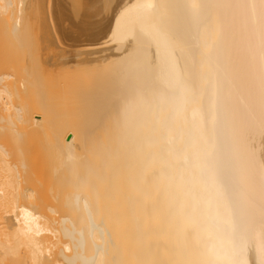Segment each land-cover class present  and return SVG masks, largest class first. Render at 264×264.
Masks as SVG:
<instances>
[{
	"label": "bare ground",
	"instance_id": "bare-ground-1",
	"mask_svg": "<svg viewBox=\"0 0 264 264\" xmlns=\"http://www.w3.org/2000/svg\"><path fill=\"white\" fill-rule=\"evenodd\" d=\"M78 2L0 0L19 43L38 8L100 50L82 104L0 71V264H264V0Z\"/></svg>",
	"mask_w": 264,
	"mask_h": 264
},
{
	"label": "rangeland",
	"instance_id": "rangeland-1",
	"mask_svg": "<svg viewBox=\"0 0 264 264\" xmlns=\"http://www.w3.org/2000/svg\"><path fill=\"white\" fill-rule=\"evenodd\" d=\"M76 1H79L80 3L81 2H83V3H85V1H83V0H75V4H76ZM91 1V0H90ZM79 2L77 3V6L75 5V7H78V9H76V10H78V11H82L81 10V8L79 7V5H81V6H84V4L83 3H81V4H79ZM91 4H92V2H90ZM83 4V5H82ZM87 6L86 7H88L89 5H91V4H89V2H88V4L87 3H85ZM92 6V5H91ZM79 8H80V10H79ZM90 8H93V6L92 7H89V8H86V9H84V8H82V9H84V14H86L85 13V11H87L88 9H90ZM38 9V8H37ZM37 9L36 8H34V10H33V8H29V9H27L26 10V14L27 15H29V17H26V18H28L30 21H32V23H33V20L35 21V20H37V21H35L34 23H33V25H32V23L30 22V21H26V24L28 23V22H30L31 24H29V25H26L27 27H26V29H28V28H30V25H32L31 27H32V30H31V32H32V34H35L36 33V35L37 36H33L34 38V40L33 39H31L32 40V43L30 42L31 40L29 39L30 37L32 38V36L31 35H29V31L28 30H25L24 32L26 33V35L28 34V38L26 37V35L24 34V32H23V39H22V37H21V39H20V41L22 42H20L21 43V45H20V43H19V41L16 39V37L13 35V37H12V34L11 33H9V31H8V28H7V26L4 24V23H2L1 21H0V34H4V36H2V35H0V37H4V38H0L1 40H2V42H0V45H2V49L0 50L1 52H0V61H2V58L3 57H1V56H4V58H3V60L5 61V63H2L1 65H2V67H1V65H0V67H1V69H0V71L2 72H8V73H12V71L14 72V76H12L13 75V73H12V75L9 77V78H11L10 79V82H14L15 84H16V82H17V84L20 82V80L22 79V75L21 74H23V73H25V75H24V77L25 76H27L30 72H32L33 73V75H31V74H29L28 76H27V78L28 79H30L31 78V82H34V90L32 89V87L31 88H29L30 90L28 91L29 93H27L26 95H25V97L27 96V97H29V98H27V99H29L27 102H29L30 104H32V106H33V104H35V101H33V96H35V99L34 100H40V99H44V98H41V97H44V95L45 94H47L48 92L50 93V91L52 90V93L55 95L56 94V96H55V100L56 101H58V102H60L61 103V101H63L64 102V104L63 105H65V106H68V103L70 102V101H72V98L77 94V92H79L78 91V89H77V87L79 86V85H81V83H82V81H80V80H82L83 79V77L85 78V79H88V80H84V82L83 83H85V82H87V86H88V82H89V80H90V78H91V76L93 77V75L94 74H92V73H94V68H95V71H96V67H98V66H96L97 64H95L94 62L92 63V61L89 59V58H92V57H94V55L92 54V51H94V52H96L97 51V49L99 50V48L97 47V49L95 50L94 48H93V46H95V42H94V39H92L93 37H91L90 38V36L92 35H90L89 33H88V35H87V37H86V34H87V32H86V34H83L82 33V38H83V36H84V40L83 39H80L81 38V36H80V33H78L79 32V30H78V32H76L75 31V27H74V29H73V27L72 26H74V25H71V27H72V30H74V31H72L71 33H70V35L72 34V33H74V32H76V33H78L79 34V36H80V38H77V37H73V40H72V37H67V41H69L70 40V42L72 41L73 43H75V42H77L76 43V45L77 46H72V47H74V48H72L71 46H70V48H68L67 50H68V52L70 53H68L67 52V50H66V52H67V55H66V52L65 51H63V49H66L67 48V46L69 47V45H66L65 47H64V43H65V41L63 42V44H62V40L61 41H59L60 40V38H62V37H59L58 39L56 38V40H57V42H56V44L58 43V45L60 46V43L59 42H61V46L60 47H58L57 49H56V47L58 46V45H53L54 43H49L46 39V41L49 43V45L51 44V45H53V47H55V48H52L51 47V49L47 46V45H44V44H46V42L44 43L43 41H45L44 40V37L42 38V36H41V34H42V32H40L43 28V25L44 24H42L43 23V21H44V23H45V19H43L44 17H41L42 15L44 16V13H41V12H43V11H40V10H42V9H38V11H40L39 12V15H37ZM35 10H36V12H35ZM76 10H74V11H76ZM93 10V9H92ZM92 10L90 11V12H92ZM74 11H73V13H74ZM78 11H76V12H78ZM30 12H31V14H30ZM35 12V13H34ZM75 12V13H76ZM83 12V11H82ZM81 12V13H82ZM74 13V15H80L79 13H76L75 14ZM35 14V15H34ZM84 14H83V16H84ZM39 16L38 18H39V21H38V18L36 19V17L37 16ZM89 15H90V17H88L87 15V17H88V19H91L92 18V16H93V12L90 14L89 13ZM36 16V17H35ZM69 16H71V15H69ZM32 17H34L33 19H31ZM73 17V15L71 16V18ZM78 17H80V16H78ZM82 17V16H81ZM80 17V18H81ZM87 17H82V19H86ZM41 18V19H40ZM70 18V17H69ZM75 18V17H74ZM80 18H79V21H80ZM73 20V19H72ZM76 20V21H75ZM92 20V19H91ZM74 21V23H76L77 22V18L76 19H74L73 20ZM73 21H72V23H73ZM79 21H78V23H77V25L79 24ZM88 21H90V20H88ZM40 24H38V23ZM83 22H84V20H83ZM35 23H37V25L39 26V32L37 31H35V30H33V28H38V27H35V26H37V25H35ZM90 23H92V21L91 22H89V25L87 24V22H85V23H81L80 22V25H82V26H84V24H85V26H86V24L88 25V30H89V28H91V30H92V24H90ZM78 26L79 28H82L81 26ZM29 26V27H28ZM34 26V27H33ZM75 26H76V24H75ZM84 26V27H85ZM91 26V27H90ZM78 27H76V29L78 28ZM84 27H83V30H86V29H84ZM78 28V29H79ZM58 29H59V34H58V36H60V27H58ZM69 29H70V27H69ZM37 30V29H36ZM88 30H86V31H88ZM90 30V31H91ZM81 31H82V29H81ZM90 31H88V32H90ZM35 32V33H34ZM68 32H70V31H68ZM68 32H67V34L66 35H69L68 34ZM85 32V31H84ZM9 33V34H8ZM41 33V34H40ZM58 33V32H57ZM75 33V34H76ZM91 33V32H90ZM40 34V35H39ZM78 34H76V35H78ZM39 36V37H38ZM61 36H63V35H61ZM72 36H74V35H72ZM38 37V38H37ZM51 37V36H50ZM49 36H48V39L50 38ZM56 37V36H55ZM54 36H53V39H52V42H54L55 40H54V38H55ZM65 37V35H64V37H63V39L64 38H66ZM19 38H20V36H19ZM47 38V37H46ZM69 38V39H68ZM75 38H77V40L78 39H80V40H74ZM92 39V40H91ZM23 40V41H22ZM25 40H30L29 42H27V41H25ZM51 40V39H50ZM5 41V42H4ZM17 43H16V42ZM88 41V42H87ZM24 42V43H23ZM25 42H27V44L25 43ZM69 42V44H72V43H70ZM90 42V43H89ZM30 43V44H29ZM42 43V44H41ZM67 44H68V42H66ZM65 43V44H66ZM4 44H6L5 46L6 47H3L4 46ZM20 46H19V45ZM23 44H26V45H23ZM37 46H36V45ZM94 44V45H93ZM11 45V46H10ZM28 46L27 48H23V46ZM73 45V44H72ZM75 45V44H74ZM83 47H82V46ZM34 46H35V48L37 49V50H35V48H34ZM45 46H46V48H45ZM1 47V46H0ZM10 47V48H9ZM17 47H18V49H17ZM19 47H20V49H19ZM42 47V48H41ZM44 47V48H43ZM48 47V48H47ZM63 47V48H62ZM78 47H80V49L78 48ZM100 47V46H99ZM4 48V49H3ZM12 48V49H11ZM29 48V49H28ZM33 48V49H32ZM62 50H61V49ZM28 49V50H31L30 51V54H29V51L27 50V52H26V50ZM49 49H50V52H49ZM54 51H56L55 52V54H54V57L53 56H51V57H49V56H46V55H52V54H50V53H53L52 51L53 50ZM70 49V50H69ZM72 49V50H71ZM79 49V50H78ZM83 51H82V50ZM92 49V50H91ZM94 49V50H93ZM100 49H101V47H100ZM5 50V51H4ZM18 50H19V52H18ZM41 51V53H40V51ZM48 50V51H47ZM52 50V51H51ZM58 50V51H57ZM61 50V51H60ZM87 50V51H86ZM37 51L39 52V53H37ZM63 51V52H62ZM73 51V52H72ZM76 51H78V52H76ZM100 51V50H99ZM18 52V53H17ZM20 52H21V54H20ZM60 52V53H59ZM61 52L64 54L63 55V59H62V61L65 63H63V64H61V62L60 63H58L59 62V60H61V56H62V54H61ZM65 52V53H64ZM72 52V53H71ZM75 52H76V56L74 57L73 56V59H72V55H74L75 54ZM80 52V53H79ZM101 52H97L96 53V55L97 54H100ZM3 54V55H2ZM23 54V55H22ZM71 56H69V55ZM72 54V55H71ZM78 54H79V57H78ZM82 54V55H81ZM84 54V55H83ZM102 54H103V52H102ZM102 54H100V55H102ZM6 55H8V56H6ZM22 55V56H21ZM56 55H58V56H56ZM100 55H97V57L98 56H100ZM6 56V57H5ZM31 56V57H30ZM61 58H60V57ZM65 56V57H64ZM81 56H82V58H81ZM89 58H88V57ZM55 57H56V59H57V61H56V59H55ZM69 57V58H68ZM77 57V58H76ZM36 58V59H35ZM52 58H53V62L54 61H56L58 64H61V65H58L59 67H57V65L55 66L53 63H52ZM60 58V59H59ZM65 58V59H64ZM83 58H84V60H83ZM6 59H7V61H6ZM38 59V60H37ZM55 59V60H54ZM67 59V60H66ZM71 60V62H69L70 60ZM77 59V60H76ZM81 59V60H80ZM88 59V60H87ZM93 59V58H92ZM44 60H47V62H45ZM66 60V61H65ZM72 60H75V61H81V62H83V61H85L84 63H82V64H80V66H85L86 64V62L88 61L89 63H91V65L89 64L88 65V63H87V66H85V67H80L78 64H79V62L78 63H76L77 64V66L76 67H78V68H81V69H78V68H76L75 66H73V67H75V68H73L72 67V65H73V62H72ZM3 61V62H4ZM20 61V62H19ZM28 61H29V63H28ZM67 61L69 62V64L71 63V66L70 67H72L71 69H70V67H69V64L67 63ZM32 62V63H31ZM35 62V63H34ZM45 62V63H44ZM51 62V63H50ZM80 62V63H81ZM8 64V67L6 66L7 64ZM55 63V62H54ZM67 63V64H66ZM31 64V66H30V68H28L29 67V65ZM38 64V65H37ZM42 64H44V65H42ZM45 64H46V66H45ZM48 64H51V65H53V66H49ZM85 64V65H84ZM42 65V66H41ZM65 65V66H64ZM6 67V69L8 68V69H10V70H8L7 69V71H5L6 69L5 68H3V67ZM24 66H27V67H24ZM44 66V67H43ZM48 66H49V70H48ZM60 66L62 67L61 69H60ZM90 66V67H89ZM96 66V67H95ZM34 67V68H33ZM52 67V68H51ZM68 67V68H67ZM42 68H43V70H45V71H43L42 70ZM58 68H59V71H58V73H55V72H57L56 70H54V69H57L58 70ZM86 69V71H85V69ZM99 68V67H98ZM5 69V70H4ZM38 69V70H37ZM52 69H53V71H52ZM66 71H65V70ZM100 69V68H99ZM99 69H97V72H98V70ZM23 70H25V71H23ZM30 71L29 73L27 72V71ZM37 70V71H36ZM46 70H48V71H51L52 73H53V75H52V73L50 72V75H52V76H50L49 75V72L48 71H46ZM70 72H68V71ZM83 70V71H82ZM62 71V73H60ZM82 71V72H81ZM85 71V72H84ZM90 71V72H89ZM27 72V73H26ZM40 72V74H41V76H40V74H38ZM76 72V73H75ZM47 73V74H46ZM67 75V77L68 78H66V75ZM18 74V75H17ZM37 74V75H36ZM46 74V75H45ZM55 74V75H54ZM78 74H79V76H78ZM82 74V75H81ZM91 74V75H90ZM31 75V76H30ZM49 75V76H48ZM58 75H59V77H58ZM85 75L88 77V78H86L85 77ZM90 75V76H89ZM36 76V77H35ZM44 76H46V78L44 77ZM57 76V77H56ZM70 76V77H69ZM74 76H75V79L73 80V78H74ZM83 76V77H82ZM94 76H96V74L94 75ZM20 77H21V79H20ZM34 77V78H33ZM54 77V78H53ZM62 77V78H61ZM26 78V77H25ZM48 78V79H47ZM53 78V79H52ZM58 78V79H57ZM78 80H77V79ZM80 78V79H79ZM94 78V77H93ZM49 79H51V81H49ZM62 79V80H61ZM63 79H64V81H63ZM66 79V80H65ZM13 80V81H12ZM17 80H19V82L17 81ZM42 81V82H40V81ZM55 80V82H53ZM58 80H60V81H58ZM76 80V81H75ZM91 80H92V78H91ZM91 80H90V82H91ZM36 81V82H35ZM43 81H45V83L43 82ZM68 81H69V85H68ZM78 81V82H77ZM93 81V80H92ZM56 82H58V83H56ZM61 82V83H60ZM64 82V83H63ZM70 82H72V83H70ZM90 82H89V84H90ZM94 82V81H93ZM93 82H91L92 84H93ZM13 83V84H14ZM49 83H51V84H49ZM75 83V84H74ZM82 83V84H83ZM37 84V85H36ZM40 84L42 85L41 86V88L42 89H40V91H37V90H39V88H40ZM53 84V85H52ZM63 84H65L64 86H62ZM78 84V86H76ZM37 86V88H36V86ZM44 85V86H43ZM46 85H48L47 87H46ZM56 87H55V86ZM84 85V84H83ZM83 85L82 86H79V88H86V86L85 87H83ZM54 86V87H53ZM91 86V85H90ZM93 86V85H92ZM58 87H60V88H58ZM68 87H71V88H68ZM75 87V88H74ZM89 87V86H88ZM20 88H23V87H21L20 86ZM45 88V89H44ZM47 88H48V90H47ZM52 88V89H51ZM57 88V89H56ZM81 88V89H82ZM90 88V87H89ZM88 88V89H89ZM36 89V90H35ZM54 89V90H53ZM60 89V90H59ZM63 89V90H62ZM69 89V90H68ZM75 89H77V90H75ZM41 90H42V92H41ZM46 90V91H45ZM50 90V91H49ZM59 90V91H58ZM75 90V91H74ZM87 90V89H86ZM86 90L83 92H79L78 94H79V98H80V100H82V98H81V95L83 94V96H84V94H89L90 95V93L89 92H91L92 93V91H89L88 92V90H87V92H86ZM89 90H92L91 88L89 89ZM43 91H45V94L42 96V94L44 93ZM68 91V92H67ZM72 91V92H71ZM35 93V95H33L34 93ZM37 92V93H36ZM38 92H39V94L40 93H42V94H40L41 95V97L40 98H38ZM66 92V93H65ZM69 92H71V93H69ZM26 93V92H25ZM31 93V94H30ZM49 93L47 94V96L45 95V97H50V96H53V94L52 95H50V96H48L49 95ZM61 93H64L63 94V97H62V94ZM68 93H69V95H68ZM73 93V94H72ZM76 93V94H75ZM38 96H37V95ZM51 94V93H50ZM75 94V95H74ZM78 94H77V96H76V99H78V100H76V102H75V98H73V101H72V103H76V104H82V103H84V102H86L85 100L87 99V102H90V99L91 98H87L86 96L85 97H83V100L82 101H84V102H82L81 101V103H79L78 101H80L79 100V98H77L78 97ZM81 94V95H80ZM60 95V96H59ZM72 95H74L73 97H71V99L69 98L70 96H72ZM88 95V96H89ZM61 97V98H59V97ZM66 97V98H65ZM52 98V97H51ZM57 98V99H56ZM59 98V99H58ZM64 98V99H63ZM68 98V99H67ZM48 99H50V98H48ZM47 99V100H48ZM54 99V98H53ZM70 99V100H69ZM85 99V100H84ZM89 99V100H88ZM46 99H44V101H42V102H46L45 101ZM55 100H53V101H55ZM61 100V101H60ZM65 100V101H64ZM68 100V101H67ZM40 101V102H41ZM49 101H51V99L49 100ZM49 101H47V102H49ZM37 102V101H36ZM65 102H68V103H65ZM56 103V102H55ZM52 105L54 104V103H51ZM57 105H59L58 103H56ZM60 106H62V103H61V105ZM59 106V108H63V107H60ZM68 108V107H67ZM32 110H31V113H30V115L32 114V118L34 119L35 118V121H39V118H36L37 116H35V114H37V112L33 109V108H31ZM61 110H63V109H61ZM34 111V112H33ZM34 116V117H33ZM38 121H37V123H38ZM40 122H41V120H40ZM67 136H68V134H67ZM69 136H70V134H69Z\"/></svg>",
	"mask_w": 264,
	"mask_h": 264
}]
</instances>
